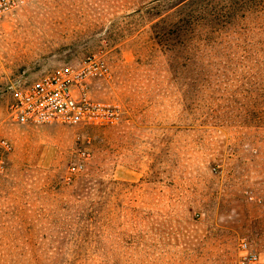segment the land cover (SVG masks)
<instances>
[{
    "label": "rangeland",
    "instance_id": "rangeland-1",
    "mask_svg": "<svg viewBox=\"0 0 264 264\" xmlns=\"http://www.w3.org/2000/svg\"><path fill=\"white\" fill-rule=\"evenodd\" d=\"M63 67L91 68L120 122L13 123L14 88ZM245 243L264 264V0H25L0 18V264H241Z\"/></svg>",
    "mask_w": 264,
    "mask_h": 264
},
{
    "label": "built area",
    "instance_id": "built-area-1",
    "mask_svg": "<svg viewBox=\"0 0 264 264\" xmlns=\"http://www.w3.org/2000/svg\"><path fill=\"white\" fill-rule=\"evenodd\" d=\"M25 0H0V18L20 10ZM92 67L103 72L104 66ZM91 68L74 70L63 67L36 80L27 81L14 88L10 105V118L21 127L44 125L109 127L121 120L118 106L94 100L87 92L86 80ZM2 146L10 151V145ZM83 168L80 163L71 168L73 173ZM241 264H257L259 257L248 244L241 245Z\"/></svg>",
    "mask_w": 264,
    "mask_h": 264
}]
</instances>
